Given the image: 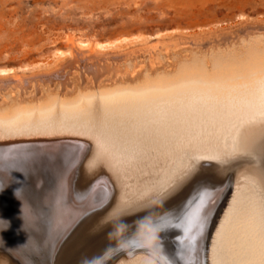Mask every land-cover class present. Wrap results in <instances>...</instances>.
<instances>
[{
	"label": "bare ground",
	"instance_id": "bare-ground-1",
	"mask_svg": "<svg viewBox=\"0 0 264 264\" xmlns=\"http://www.w3.org/2000/svg\"><path fill=\"white\" fill-rule=\"evenodd\" d=\"M244 43L221 50L223 54H195L178 63L174 72L150 74L131 60L125 61L124 70L117 58L106 60L95 41L82 46L71 39L69 66L80 64L85 86H72L61 73L53 87L39 85L33 101L2 94L0 133L40 128L55 117L60 124L77 123L92 108L109 115L143 110L155 115L185 108L194 114L200 108L187 106L191 102L249 96L264 84V39L257 36ZM109 71H114L113 81L101 82ZM11 79L16 81L17 75ZM68 87V93L60 91ZM82 128L58 133L62 129L52 125L53 132L0 136V191L5 194L0 196V264H114L118 259L211 264L213 238L219 235L221 264H264V235L256 232L257 218L252 220L249 209L230 222L222 221L223 216L218 221L232 187L248 173L257 174L264 194V136L257 138L258 132H249L248 126L235 160L222 162L224 155L198 152L174 180L161 185L146 178L131 185L122 161L107 151L115 145L112 140ZM197 206L198 216L191 219ZM225 213L229 218V211Z\"/></svg>",
	"mask_w": 264,
	"mask_h": 264
},
{
	"label": "rangeland",
	"instance_id": "rangeland-1",
	"mask_svg": "<svg viewBox=\"0 0 264 264\" xmlns=\"http://www.w3.org/2000/svg\"><path fill=\"white\" fill-rule=\"evenodd\" d=\"M257 36L264 39V0H0V80H4L0 81V97L9 92L18 99L31 98L33 101L38 96L39 85L53 87L52 84L61 81V73L72 86H85L79 72L80 64L69 66L71 39L82 46L95 41L106 52L105 59L117 58L123 70L125 61L131 60L135 67L145 66L148 73L153 74L159 70L174 72L178 63L195 54H223L221 50L240 47ZM113 74L114 71L104 72L101 82L113 81ZM13 75H17L19 83L11 79ZM263 85L253 95L246 96L249 100L244 95L219 103L191 102L192 105L187 106L200 108L194 114L185 108L182 112L173 111L174 114L171 111L145 114L143 110L109 115L92 108L89 116L77 123L60 124L55 117L40 128L34 125L4 133L53 132L52 125L62 129L55 131L58 133H69L72 128H92V134H103L115 144L111 150L106 148L122 161L127 182L139 184L150 178L155 184H164L174 180L177 172H183L182 167L185 170L198 157V152L199 155L206 152L224 155L219 161L231 162L242 151L244 130L250 128L249 132H258L259 139L264 136ZM60 91L68 93L69 87ZM5 134L0 133V136ZM164 168L167 175L162 173ZM193 168L188 171L192 172ZM256 179L255 172L248 173L239 180L242 183L236 185L238 189L232 187L218 221L223 216L222 221L230 222L238 212L249 209L247 212L254 215H251L252 220L257 218L254 220L256 232L263 236L264 194ZM0 196L5 197L4 192L0 191ZM223 211H229V218ZM2 214L0 211V217ZM221 237L213 238L211 264H221ZM118 261V264H150L146 259L134 262L118 259L114 264Z\"/></svg>",
	"mask_w": 264,
	"mask_h": 264
},
{
	"label": "snow or ice",
	"instance_id": "snow-or-ice-1",
	"mask_svg": "<svg viewBox=\"0 0 264 264\" xmlns=\"http://www.w3.org/2000/svg\"><path fill=\"white\" fill-rule=\"evenodd\" d=\"M198 213H199V206H197L193 212H192V216H191V219H195L197 216H198Z\"/></svg>",
	"mask_w": 264,
	"mask_h": 264
},
{
	"label": "water",
	"instance_id": "water-1",
	"mask_svg": "<svg viewBox=\"0 0 264 264\" xmlns=\"http://www.w3.org/2000/svg\"><path fill=\"white\" fill-rule=\"evenodd\" d=\"M54 203H55V202H54ZM54 203H53V204H54ZM52 208H53V207H51V211H52ZM142 232L144 233V232H146V230L144 229V231H142ZM146 237H147V236L145 235V238H146ZM93 264H95V262H93Z\"/></svg>",
	"mask_w": 264,
	"mask_h": 264
}]
</instances>
